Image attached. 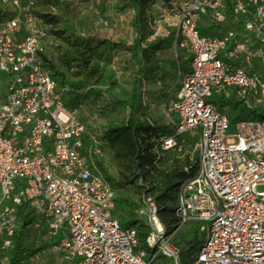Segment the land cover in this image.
<instances>
[{
  "label": "built area",
  "instance_id": "obj_1",
  "mask_svg": "<svg viewBox=\"0 0 264 264\" xmlns=\"http://www.w3.org/2000/svg\"><path fill=\"white\" fill-rule=\"evenodd\" d=\"M35 1L0 0L11 12L0 22V72L8 76L0 97V234H14L18 207L26 203L37 216L33 226L46 224L44 238H56L52 250L69 264H183L155 200L142 212L145 227L122 226L108 179L113 151L100 141L101 130L90 133L65 105L45 67L40 51L47 29H27L38 19ZM233 2V14L226 0L168 3L177 19L174 41L192 60L188 71L177 69L182 85L167 111L175 135L161 148H176L185 134L198 137V171L181 183L174 211L177 230L197 224L202 235L193 264H264V118L233 122L208 102L216 87L251 89L264 101V81L253 65L254 59L264 65V0ZM240 19L243 29L201 33Z\"/></svg>",
  "mask_w": 264,
  "mask_h": 264
},
{
  "label": "trees",
  "instance_id": "obj_2",
  "mask_svg": "<svg viewBox=\"0 0 264 264\" xmlns=\"http://www.w3.org/2000/svg\"><path fill=\"white\" fill-rule=\"evenodd\" d=\"M158 1L168 4L173 0H122L119 2L121 5L119 10L129 8L133 12L131 26L134 30V38L128 49L131 50L132 57L138 64L139 69L136 72L133 88L128 98L120 100L109 97L108 105L111 107H122L130 110L127 119L118 124H108L104 130H101L99 139L113 151V160L118 179H126L127 183L132 185L135 180L141 178L144 182L150 184V187L145 186V193L154 196L159 207V214L163 220L166 212L174 214L179 200L181 183L197 174L198 155L195 145L198 137L190 134L179 136L176 148L163 150L161 148L162 140L175 135L173 126L158 125L157 122H153L148 118L139 119L138 115H136L137 111H143L137 103L140 92L139 85L142 80L160 82L163 84L162 90H165L168 86V80L174 81L176 78L175 72L171 74V71L174 68L178 69V67L182 69L183 65L188 66L192 60L188 52L185 54L181 52L179 56L172 59L170 63L172 69L167 67L168 60L165 55L173 47L174 32H171L168 36H155V17L152 7ZM39 4L54 8L55 13L50 15L37 11L36 8ZM226 5L229 13L233 14V0H226ZM83 6L81 0H36L32 13L46 25H52V27L60 25L59 30H54V32L64 37L67 41H69V38L74 37L71 46L75 47V50L71 51L75 55H71V52L65 49L69 58L63 59L65 64L64 72L57 69L44 56L42 50L40 55L45 67L50 70L52 76L56 79L58 88L62 90L65 105L68 108L77 110L79 116L85 121L84 112L91 111V108L93 113L95 112L96 115H99L103 110L104 104L108 102V93L103 89L87 87L88 84L84 79L78 81L69 80L67 73H72L74 68L79 71H86L90 61L93 59L101 60L106 58L111 60L112 51L123 44H114L109 38L77 34V21L82 14ZM10 14L11 12L8 9L0 8V22L10 17ZM229 27L243 29L244 20L240 19L238 24L228 26L211 24L209 29H214L218 35H222ZM206 32L207 28L202 27L201 33L204 35ZM66 33H69V36H65ZM182 56H186L187 60L181 63L178 59ZM259 68L263 69L264 66L260 65ZM261 80L264 81V76H261ZM84 88L87 91L85 90L86 92L82 93ZM80 89L83 90L77 91ZM241 91L242 89L238 87L233 90L216 87L208 102L217 105L220 110L227 111L233 122L257 119L258 117L264 118L262 117L264 101L263 103H258L251 89L246 90L244 94H241ZM88 131L93 134L94 128H89L88 126ZM180 146L182 147L181 150H179ZM108 179L117 192L119 190L117 188L124 185L119 182L118 186V180L112 174L108 175ZM136 207H138V204L128 197L119 196L116 199V214L118 216H120V211H127ZM18 213L20 220L14 234L11 237L7 236L6 233L0 234V253H4L7 256V264H27V258L52 249L56 241L54 237L44 238L47 229L46 224L38 230L33 226L37 216L28 204L22 203L19 205ZM145 226L146 224H143L142 228ZM140 232L141 236L146 234L144 229H141ZM189 233L191 235L194 233L193 235H196V239L186 246L179 245L181 246V254L185 251H195L200 243L197 236L199 233L197 224L190 226ZM8 239L10 244L5 246L4 243ZM194 259L192 258L190 261H194Z\"/></svg>",
  "mask_w": 264,
  "mask_h": 264
},
{
  "label": "rangeland",
  "instance_id": "obj_3",
  "mask_svg": "<svg viewBox=\"0 0 264 264\" xmlns=\"http://www.w3.org/2000/svg\"><path fill=\"white\" fill-rule=\"evenodd\" d=\"M120 1L122 0H81L83 3L82 14L77 21V34L80 35H95L100 38H109L114 44H123L119 46L116 50L112 51V59L108 60L103 58L93 59L90 61L86 71H79L74 68L72 73L68 72L67 77L69 80L78 81L84 79L88 86L93 88H99L106 90L108 93V102L104 104L103 110L96 115L95 112L85 111L84 119L89 128H94L93 134H96L100 130L110 124H118L125 121L129 115L130 110L122 107L113 108L109 103V97L116 99H126L129 97L132 88L136 72L139 69L138 64L134 61L132 57V52L128 49L134 38V30L131 26V21L133 19V12L131 9L127 8L125 10H119ZM165 4V3H164ZM161 1H158L153 7L152 12L155 17V36H168L171 32H174L175 23L177 21L173 14L169 12L168 4L164 5ZM37 11L53 15L55 9L49 6H39L36 8ZM5 18L4 20H6ZM2 20L1 22H4ZM44 27L48 30L49 35L42 41L41 48L44 56L50 60L57 69L64 72L65 64L64 58H69L66 54L65 49L71 52L75 50V47L71 46L74 37L69 38L67 41L64 37L55 34L54 30H59L60 25L52 27V25H46L44 22L35 19L31 24L27 26L29 31H34L38 28ZM27 32V31H24ZM207 33L216 34L217 31L214 29H208ZM65 36H69L66 33ZM70 49V50H69ZM187 53V51L180 49L176 42L174 41L173 47L169 50L167 57V67L172 69L170 64L172 59L179 56L180 53ZM181 63L187 60L186 56H182L178 59ZM178 61V62H179ZM260 59H254L253 65L260 66ZM177 62V63H178ZM264 66V65H263ZM259 68V67H258ZM183 71L189 70V65H183ZM259 74L264 76V68L258 69ZM176 75L174 81L168 80V86L165 90H162L163 84L160 82H149L147 80H142L139 85V95L137 103L143 111H137L139 119H150L153 122H157L158 125H171L169 122V114L167 113L169 105L172 100L176 97L181 85L182 77L178 78V70L176 68L171 71V74ZM8 76L5 73L0 72V97L5 93L6 81ZM163 83V80H162ZM85 87V88H87ZM80 89L77 91L86 92L87 89ZM234 88H229V90ZM86 90V91H85ZM245 91H241L244 94ZM83 101V100H82ZM86 103V102H85ZM90 103V102H89ZM92 112V113H91ZM95 114V115H93ZM264 117V113L263 116ZM257 119H260L258 117ZM90 130V129H89ZM108 155L109 171L108 175L112 174L114 178L119 182L123 183L117 192V197H128L134 200L138 207L129 209L127 211L119 212V219L123 227H137L139 224H145L148 220L147 213L142 212L146 209V203L148 199L155 200L154 196L145 193V186H149L148 182H144L141 178L135 180V182L130 185L127 180L123 178L118 179L116 174V168L114 165V160L110 153ZM259 189H264V185H260ZM145 212V211H144ZM149 214V213H148ZM164 223L167 224V234H174L173 241L181 246H186L192 243L196 239L194 233H189L190 227H184L183 229L177 230L176 219L173 213L166 212L163 216ZM195 232V231H194ZM197 232V231H196ZM199 245L193 252L185 251L181 255V261L184 264H193L190 261L195 258L199 251V246L201 245L203 238L199 235ZM142 248L144 246L142 245ZM152 254L150 253L147 259H150ZM27 264H69L61 254L48 249L44 252H40L33 257H29L26 260ZM168 260H165V264ZM0 264H7V256L4 253H0Z\"/></svg>",
  "mask_w": 264,
  "mask_h": 264
}]
</instances>
